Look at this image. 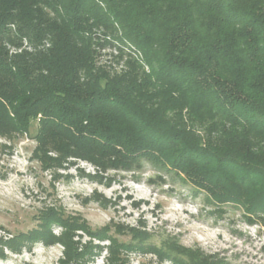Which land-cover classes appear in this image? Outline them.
<instances>
[{
  "label": "trees",
  "instance_id": "1",
  "mask_svg": "<svg viewBox=\"0 0 264 264\" xmlns=\"http://www.w3.org/2000/svg\"><path fill=\"white\" fill-rule=\"evenodd\" d=\"M23 41L30 50L9 53ZM106 50L117 54L101 63ZM22 137L55 180L77 160L103 173L149 164L216 211L234 205L264 224V0H0V138ZM37 219L13 251L60 243V264H87L94 247L74 242L83 229L112 240L110 264H126L122 250L222 264L172 237L147 246L138 228L116 226L134 241L120 243L61 207Z\"/></svg>",
  "mask_w": 264,
  "mask_h": 264
},
{
  "label": "rangeland",
  "instance_id": "2",
  "mask_svg": "<svg viewBox=\"0 0 264 264\" xmlns=\"http://www.w3.org/2000/svg\"><path fill=\"white\" fill-rule=\"evenodd\" d=\"M30 48L28 41H23L20 48L7 45L11 54ZM101 54L100 62L110 63L117 53L106 50ZM122 65L120 61L115 67L121 70ZM36 130L34 123L32 136ZM35 147L30 137L0 138V241L5 243L6 254L0 264H60L65 259V247L60 243L38 242L21 252L7 244L20 233L36 228L38 214L47 207H61L65 215L80 216L92 231L110 226V235L120 243L134 242L130 233L117 231L116 226L123 225L150 233L147 246L162 247L164 240L172 237L222 264H264V224L259 221L250 225L243 211L234 205L218 212V207L205 203L206 193L195 195L190 185L169 176H164L163 182L159 179L162 174L149 164L139 172L103 173L77 160L76 165L60 170L62 177L55 180L52 172L44 171L33 159ZM141 221L146 224L141 225ZM52 229L56 236L63 232L57 225ZM92 237L101 239L83 229L74 234L79 251L88 245L94 247L87 264H101L96 258L102 248L108 251L104 264H110L112 240L104 238L110 244H101ZM121 258L126 264H177L171 259L161 260L155 252L139 250H122Z\"/></svg>",
  "mask_w": 264,
  "mask_h": 264
},
{
  "label": "built area",
  "instance_id": "3",
  "mask_svg": "<svg viewBox=\"0 0 264 264\" xmlns=\"http://www.w3.org/2000/svg\"><path fill=\"white\" fill-rule=\"evenodd\" d=\"M78 232H81L82 233V231H78ZM93 238V237H92ZM93 239H96V238H93ZM96 242H98V243H101V244H110V241H108V240H101V239H96ZM103 250H102V252L101 251H99V255H97V261L99 262H101V264H104V261L106 260V258H105V254H108V251L106 250H104V248H102ZM98 250H99V248H98Z\"/></svg>",
  "mask_w": 264,
  "mask_h": 264
}]
</instances>
